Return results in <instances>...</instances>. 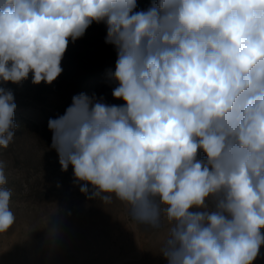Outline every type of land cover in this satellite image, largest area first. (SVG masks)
Returning <instances> with one entry per match:
<instances>
[{
	"label": "clouds",
	"instance_id": "1",
	"mask_svg": "<svg viewBox=\"0 0 264 264\" xmlns=\"http://www.w3.org/2000/svg\"><path fill=\"white\" fill-rule=\"evenodd\" d=\"M104 23L107 104L73 96L48 121L81 193L168 236L167 264H254L264 246V0H0V83L52 84L69 42ZM16 104L0 87V147ZM0 162V233L15 223ZM89 185L91 194L89 195Z\"/></svg>",
	"mask_w": 264,
	"mask_h": 264
},
{
	"label": "rangeland",
	"instance_id": "2",
	"mask_svg": "<svg viewBox=\"0 0 264 264\" xmlns=\"http://www.w3.org/2000/svg\"><path fill=\"white\" fill-rule=\"evenodd\" d=\"M106 35V25L94 22L83 37L70 41L61 61L63 71L52 84H33L31 74L20 84L0 83L14 95V117L37 121L27 108L40 97L54 103L58 116L64 115L72 87L93 71L97 75L87 94L122 105L112 96L117 52L105 43ZM51 144V130L41 127L16 129L9 146L0 147L16 217L12 227L0 233V264H167L161 255L167 221L154 230L135 222L130 206L115 197L110 203L89 199L81 193L72 166L61 170ZM91 191L89 185V195ZM254 264H264V246Z\"/></svg>",
	"mask_w": 264,
	"mask_h": 264
},
{
	"label": "trees",
	"instance_id": "3",
	"mask_svg": "<svg viewBox=\"0 0 264 264\" xmlns=\"http://www.w3.org/2000/svg\"><path fill=\"white\" fill-rule=\"evenodd\" d=\"M152 4V0H137V10H146L149 8ZM106 71H100L98 74L105 73ZM97 75L95 71H93L91 77H85L80 79L74 87H72L70 100L68 101L67 107L71 105L72 98L75 95H78L80 93H89L93 83L92 79L93 76ZM65 106V107H66ZM27 110H29L30 113L34 114V119L37 121H32L30 119H26L25 117H14V122L17 124V129L19 130H26V129H40L41 127L45 129L48 128V121L50 119L58 118V111H56V106L52 101H50L47 98L40 97L37 99L35 104L30 105ZM60 110H64L63 108Z\"/></svg>",
	"mask_w": 264,
	"mask_h": 264
}]
</instances>
